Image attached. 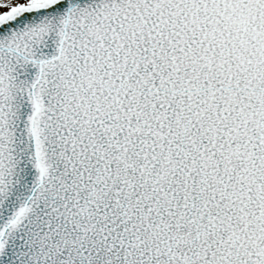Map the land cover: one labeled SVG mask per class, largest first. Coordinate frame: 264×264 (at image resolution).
<instances>
[{"label": "snow or ice", "instance_id": "obj_1", "mask_svg": "<svg viewBox=\"0 0 264 264\" xmlns=\"http://www.w3.org/2000/svg\"><path fill=\"white\" fill-rule=\"evenodd\" d=\"M0 264H264V0H0Z\"/></svg>", "mask_w": 264, "mask_h": 264}]
</instances>
